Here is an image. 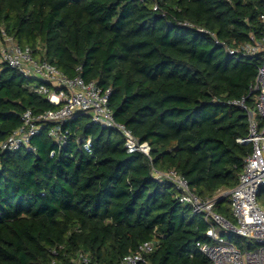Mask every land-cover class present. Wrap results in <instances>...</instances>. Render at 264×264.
Segmentation results:
<instances>
[{"label":"trees","instance_id":"16d2710c","mask_svg":"<svg viewBox=\"0 0 264 264\" xmlns=\"http://www.w3.org/2000/svg\"><path fill=\"white\" fill-rule=\"evenodd\" d=\"M263 3L0 0V39L11 36L67 76L80 66L86 81L111 89L114 119L151 149L150 160L128 153L119 132L79 113L61 124L62 144L45 122L30 149L0 150V264H64L78 252L88 264H117L152 238L159 245L145 264H212L196 246L210 224L151 168L175 169L201 197L234 187L251 148L236 141L247 134V116L230 101L252 105L249 86L264 58L230 55L203 30L230 46L245 42L260 28ZM34 84L1 65L0 141L26 109L57 107ZM215 211L234 222L229 195ZM219 234L240 249L253 245Z\"/></svg>","mask_w":264,"mask_h":264},{"label":"built area","instance_id":"2783aa9c","mask_svg":"<svg viewBox=\"0 0 264 264\" xmlns=\"http://www.w3.org/2000/svg\"><path fill=\"white\" fill-rule=\"evenodd\" d=\"M264 2V0H263ZM264 6V3H263ZM157 9V5H154ZM260 28L250 32L248 40L230 46L209 33L216 44H219L230 55L235 57L260 55L264 58V7L259 15ZM6 64L16 69L23 77L32 78L35 84L32 90L57 107L39 114L26 109L21 114V125L0 141V150L13 151L21 147L30 149V138L41 129L42 123H50L48 136L58 144L64 143L61 124L75 115L86 114L91 123L114 129L121 135L126 152H141L150 160V145L140 142L122 123L117 122L113 110L109 106L110 88H103L95 80L86 81L79 73L67 76L57 66L45 59L34 56L31 48L18 45L14 39L3 33L0 39V69ZM248 95L252 105L245 99L232 100L231 104L241 107L247 116V134L236 141L248 144L250 152L243 160V168L238 174L237 182L228 194L218 189L210 197H201L193 192L187 179L175 169L158 171L151 168L152 175L158 180H166L174 184L178 191V200L190 205L194 213H201L210 224L206 231V240L196 242L198 250L212 264H264V60L257 68L254 81L249 86ZM83 147L91 152V142L85 140ZM229 195L230 212L234 222L229 221L215 211L217 201ZM219 231H227L249 240L251 248H238L232 242L224 241ZM159 245L157 238L144 241L137 250L125 254L117 264H145L147 254ZM89 259L78 252L64 264H88ZM47 264H62L51 260Z\"/></svg>","mask_w":264,"mask_h":264},{"label":"rangeland","instance_id":"374dc122","mask_svg":"<svg viewBox=\"0 0 264 264\" xmlns=\"http://www.w3.org/2000/svg\"><path fill=\"white\" fill-rule=\"evenodd\" d=\"M229 190L228 189H223L222 192H223V194H228ZM223 239H224V241H228L229 240L228 236H223Z\"/></svg>","mask_w":264,"mask_h":264}]
</instances>
